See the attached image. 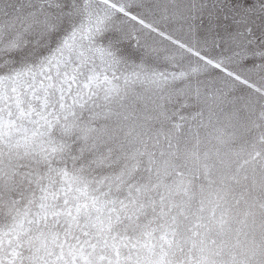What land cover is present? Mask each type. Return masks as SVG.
Masks as SVG:
<instances>
[{
  "label": "snow or ice",
  "instance_id": "obj_1",
  "mask_svg": "<svg viewBox=\"0 0 264 264\" xmlns=\"http://www.w3.org/2000/svg\"><path fill=\"white\" fill-rule=\"evenodd\" d=\"M0 264H264V0H0Z\"/></svg>",
  "mask_w": 264,
  "mask_h": 264
}]
</instances>
